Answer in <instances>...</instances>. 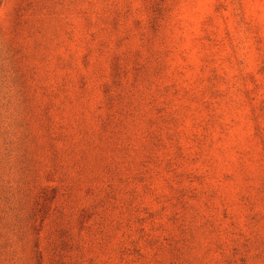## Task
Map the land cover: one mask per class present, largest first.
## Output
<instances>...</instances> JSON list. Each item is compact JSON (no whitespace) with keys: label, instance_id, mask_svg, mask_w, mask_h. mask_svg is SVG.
Masks as SVG:
<instances>
[{"label":"rangeland","instance_id":"374dc122","mask_svg":"<svg viewBox=\"0 0 264 264\" xmlns=\"http://www.w3.org/2000/svg\"><path fill=\"white\" fill-rule=\"evenodd\" d=\"M0 264H264V0H0Z\"/></svg>","mask_w":264,"mask_h":264}]
</instances>
